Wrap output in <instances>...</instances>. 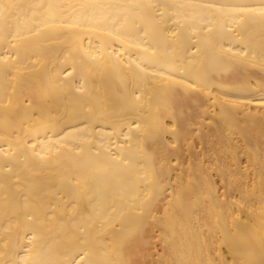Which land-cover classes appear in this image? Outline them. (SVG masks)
I'll use <instances>...</instances> for the list:
<instances>
[{"label": "bare ground", "instance_id": "obj_1", "mask_svg": "<svg viewBox=\"0 0 264 264\" xmlns=\"http://www.w3.org/2000/svg\"><path fill=\"white\" fill-rule=\"evenodd\" d=\"M0 264H264V0H0Z\"/></svg>", "mask_w": 264, "mask_h": 264}]
</instances>
